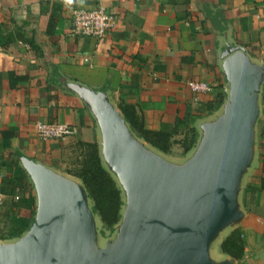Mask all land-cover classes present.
Instances as JSON below:
<instances>
[{
	"label": "crops",
	"instance_id": "crops-1",
	"mask_svg": "<svg viewBox=\"0 0 264 264\" xmlns=\"http://www.w3.org/2000/svg\"><path fill=\"white\" fill-rule=\"evenodd\" d=\"M97 5L114 17L106 34L72 36L69 9ZM192 79L212 88L196 103L186 84ZM242 88L255 110L247 160L235 183L236 216L216 234L220 243L236 229L243 242L238 260L222 253L225 263L264 264V0H0V221L8 222L0 247L24 239L36 221L34 168L85 193L61 162L78 140L96 143L102 167L124 188L106 162L98 111L114 112L143 152L182 168ZM215 100L211 110L199 106ZM121 104L147 130L171 132L167 152L131 132ZM36 121L67 124L74 133L40 141ZM190 130L194 142L183 153L179 142ZM10 223L24 230L8 237Z\"/></svg>",
	"mask_w": 264,
	"mask_h": 264
},
{
	"label": "water",
	"instance_id": "water-1",
	"mask_svg": "<svg viewBox=\"0 0 264 264\" xmlns=\"http://www.w3.org/2000/svg\"><path fill=\"white\" fill-rule=\"evenodd\" d=\"M237 90L224 118L206 128L196 157L173 168L143 152L111 110L98 111L104 156L124 186L127 259L100 264H206L202 246L236 216L235 183L247 160L253 101ZM38 214L27 236L0 247V264H87L82 259L83 192L37 168Z\"/></svg>",
	"mask_w": 264,
	"mask_h": 264
},
{
	"label": "trees",
	"instance_id": "trees-1",
	"mask_svg": "<svg viewBox=\"0 0 264 264\" xmlns=\"http://www.w3.org/2000/svg\"><path fill=\"white\" fill-rule=\"evenodd\" d=\"M218 101L201 103L199 106H205L206 110H211L218 104ZM119 109L132 133L159 151L164 153L168 151L172 143L170 141L171 132L147 130L130 105L121 104ZM193 142V133L190 130L189 134L179 142L182 152H187ZM74 149L79 157L76 162L77 169L65 171L80 181L86 197L91 202V212L99 219L101 232L111 233L121 217L122 200L120 190L112 176L102 167L95 142L78 140L74 144ZM22 202L27 206L33 204L32 199L29 201L23 199ZM23 230L24 228L17 224L10 223L6 229V235L15 237ZM219 250L229 258L238 260L243 251V242L239 231L234 229L225 236L219 243Z\"/></svg>",
	"mask_w": 264,
	"mask_h": 264
},
{
	"label": "rangeland",
	"instance_id": "rangeland-1",
	"mask_svg": "<svg viewBox=\"0 0 264 264\" xmlns=\"http://www.w3.org/2000/svg\"><path fill=\"white\" fill-rule=\"evenodd\" d=\"M78 158L77 151H74L72 148H68V150L65 152V155H63V159H61L65 170H76V162ZM115 179L117 181V186L121 189L120 196L122 200V208L120 210V220L114 226V229L111 233H107L106 231H103V233L101 232V224L99 219L94 213L91 212V202L86 197L85 193H83V205L85 206L84 211L85 214L88 215V218L85 222V229L83 231L84 233L81 245V255L83 261L87 264H100L101 262H106L110 260L113 255H116L124 260L129 256V251L126 245L127 239L125 235V225L122 222L128 201L126 191L116 177ZM78 187H82L81 183L79 182ZM7 224L8 222L6 220L0 221V230H5ZM219 235L221 234L212 236L206 240L202 246L203 256L205 258L206 264H228L225 263L221 258L223 254L220 252L218 247ZM11 241L12 240H9L7 242L10 243ZM7 242L3 241L1 245L8 244Z\"/></svg>",
	"mask_w": 264,
	"mask_h": 264
},
{
	"label": "built area",
	"instance_id": "built-area-1",
	"mask_svg": "<svg viewBox=\"0 0 264 264\" xmlns=\"http://www.w3.org/2000/svg\"><path fill=\"white\" fill-rule=\"evenodd\" d=\"M114 17L101 5L91 9H69V32L72 36L80 37H103L110 28ZM192 93V102H197L202 95L209 94L212 88L202 81L189 80L186 82ZM34 132L40 141L55 140L74 133L71 126L59 122L34 123ZM1 204V195H0Z\"/></svg>",
	"mask_w": 264,
	"mask_h": 264
}]
</instances>
